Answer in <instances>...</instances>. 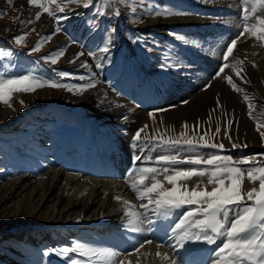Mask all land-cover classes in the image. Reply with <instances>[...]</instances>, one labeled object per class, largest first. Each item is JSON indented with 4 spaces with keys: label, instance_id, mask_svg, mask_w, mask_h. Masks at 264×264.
Wrapping results in <instances>:
<instances>
[{
    "label": "rangeland",
    "instance_id": "rangeland-1",
    "mask_svg": "<svg viewBox=\"0 0 264 264\" xmlns=\"http://www.w3.org/2000/svg\"><path fill=\"white\" fill-rule=\"evenodd\" d=\"M184 1L186 2L187 0H157L163 7L182 10L188 15L201 19L204 23L207 22V24L211 21L215 27L213 28V25H211L210 28L203 30L205 34L197 37L193 33H188L192 29L185 32L184 29L173 27L180 19L186 21L188 15L171 18L141 16V13L146 10L145 5L149 4L150 0H125L124 3L119 5L120 8H125V10H121L120 15V17L122 15L123 17L125 16L124 20L113 24L114 22H110V18L105 17L102 23L105 33L106 30L115 29L114 34H112L114 47L109 54L110 62L103 61L102 69L92 68L93 64L91 62L94 59L89 56L87 58L85 54V56H80L78 61L82 63L87 61L89 67L77 68L67 62L77 54L76 51L72 50L73 46L69 45L67 49L71 54L66 49L65 59L56 68L72 73L73 77H85L83 82L75 78H65L63 82L69 84L87 83L91 78L96 85L94 88L82 95H74L63 89L52 90L44 88L34 93L15 94L13 96L10 103L14 105L16 111H25L33 106L38 108V113L33 117L19 119L7 128L0 127V196L4 197L5 194H10L8 199L0 202V264H64V261L55 256H43V252L57 246L68 245L73 240L116 249L121 248V251H127L139 241L144 240L145 233L149 234L150 231L146 230L144 233L134 237L133 244L129 245V247H119L115 246V243L113 244V236L116 235V238H122L121 234L123 231L121 230H124L119 226L123 223V200H128L134 205L139 203L135 199L134 193L130 191L129 185L125 183V177L128 174V172L125 173V169H128L127 171L135 170L136 167L141 165V161H137L135 165L133 162L130 163V168L123 169L124 166H122V172L119 173V177L116 180L99 177V175L107 168H116L117 170L121 168V165L114 159L110 158V162L105 160L106 149L112 147L107 139L117 140L124 134L123 137L127 142L129 155L133 159L134 151L129 147L130 142L136 130L145 124L149 125V134H151V129L156 127L160 131L168 129L167 135L179 134L183 130L181 125L185 121L189 125V134H191L192 126L197 120L202 122L198 134L208 130L209 125L211 133H215V128L219 124L221 131L219 134L214 135L210 142L222 143L224 145V154L226 155L237 158L242 156L256 157L258 162L264 163V157L256 156V154L264 153V141H262L259 132L256 130L254 120L249 117V108L243 99V95L246 93L255 104L252 115L256 120H264V73H259L260 71H257L258 68L255 69L253 67L255 62L250 58L248 63L246 62V69L241 73L248 83H242L231 67L226 69L224 75L232 77L233 82L244 90L243 93L234 92L224 79L213 78L221 64L223 48L230 39L237 35L230 34L229 28L231 26V28H236V30L239 29L237 25L239 24L238 18L241 15V0H219L220 2L231 3L230 6H236L233 11L230 10L214 16L202 11H191V8ZM199 1L201 4V0H195V3ZM189 2L191 3L192 1L188 0L187 3ZM132 7L137 8L135 17L131 14ZM82 8L81 6L77 9L80 10ZM3 9L5 8L0 4V12ZM126 11H128V14H126ZM22 15L27 20L30 18L26 13ZM81 16H84V14L81 13ZM136 17L140 18L137 19ZM11 26L12 23L8 28H11ZM49 27L51 26L49 25ZM3 28L5 26L1 24L0 30ZM46 32L39 29L36 33L35 30L33 39L26 36L24 46H16L14 44L13 37L18 36L15 33H12V37L5 42L0 39V49L11 50L14 53L12 57L0 59V66L12 63L16 65L14 69L16 74L23 73L25 70L36 69L42 75H50L52 72H47L43 67L31 66L29 62L26 63L24 58L21 57L23 54H27L29 47L36 42L38 39L37 34L44 35ZM169 33L183 35L189 41L198 42L200 47L185 45L170 36ZM134 37H140L141 42L133 44L132 39ZM52 39H54L53 36ZM52 39L51 42L53 43ZM54 40L55 42L59 41L57 43L59 47L65 46L59 36L58 39L55 38ZM145 41L147 43H144ZM173 42L180 43L182 45L181 49L173 50L175 49L172 45L174 44ZM240 42L239 40L234 53L235 59H239L236 52L239 49ZM259 47L262 48L261 59L264 63V47L258 45L257 49ZM83 48H86V45ZM77 50L81 51L78 48ZM187 51L188 53L191 52L192 55L196 53L195 55L198 57L201 56L199 64L189 59L187 54L184 53ZM166 53H171L173 59L179 53L183 63L185 65L190 64L191 67H185L180 72L171 69L162 70L159 64ZM26 56L29 55L27 54ZM202 57H204V60ZM28 60L33 62L35 58H29ZM94 61L97 63V60ZM230 61H233V58H230ZM75 64L77 65L76 61ZM57 79L59 78L57 77ZM209 84L211 86L206 88V85ZM43 92H46V95H43ZM89 93L95 99V101L90 100L91 104L87 102ZM137 93H144V95L129 100L130 96H135ZM110 95H112L114 101L106 106L103 105V108H101L105 98H110ZM217 97H219L221 104L220 108H217ZM127 100L132 101L130 102L131 105L127 104ZM21 101L27 106L22 107ZM183 101H188V103L184 104ZM120 106L125 111H130V108L133 109V112L135 111V113L122 116H127L128 120L131 118L135 119V130H132L133 126L131 127L132 129L113 128L117 122H125L122 117L107 118L106 122L99 120L101 113L115 110L118 107L121 108ZM156 109H165V111L155 113L154 123L149 118V113L154 112ZM8 110L9 107L7 105L0 103V115ZM137 110L138 114H136ZM53 114L56 117H53ZM40 120H54L55 124L41 125L39 123ZM161 121H163V125H161ZM229 122H231L230 128ZM96 124L99 126L108 125L109 128L114 130L112 133H102V131L95 133ZM81 127L86 129L85 133L82 132ZM226 130L227 136L225 135ZM261 130L264 131V129ZM100 135H104L105 137L103 138H106L104 145L97 144L96 139ZM228 136L231 137V141ZM233 142L241 145V147L233 149ZM202 151L207 153L219 150L203 149ZM157 154L159 153H146V155L153 156ZM59 161H63V163L60 165ZM75 165H81L84 169L95 168L96 166L100 174L96 176H81L79 172L75 173L66 170V167ZM106 165L109 166L106 167ZM52 172L64 174L62 180L60 179L54 188H51L52 184H49L46 180L48 178L47 174ZM70 175L72 178L75 177V180L78 179L75 184H79L83 179L88 178L90 180L107 181L109 184L115 183L118 184V187L123 183V188H118L116 185L113 187L106 185L105 196L102 194L100 195L101 197L97 198L98 203L86 216H83V213L79 214L81 207L65 213L67 208L64 206L66 203L75 198L77 200L87 199L90 196L89 191L94 189L89 188L88 190L87 183L82 184L80 188L74 184H67L65 178ZM76 175H79L80 178ZM42 181H44V185H41ZM248 182L245 173L242 188L244 184L252 183ZM187 183L189 187H193L198 183V178L194 177ZM203 184H207L206 178H204ZM19 186L20 189L15 192ZM40 187L50 190L45 191L46 194H43V192H38V190H41ZM64 188L66 192L63 194ZM4 189L5 191L3 192ZM51 189H53L52 192ZM99 190L101 191L102 188ZM49 194L50 200L45 204L46 197ZM109 196L112 205L106 211H109V214L112 212V214H108L106 217L105 214L107 212L105 213L104 211L100 214L98 209L102 201L106 202V200H109ZM113 196L121 197V200L117 201ZM118 213H122V216L120 214L117 215ZM100 215H102L101 218L107 219L105 221L109 222L108 225L102 224L104 221H101V223L96 222V220H99L98 216L100 217ZM113 215L114 217L111 218ZM117 221L118 223L115 224ZM170 223H172L171 220L166 221L164 229ZM122 236L125 237L124 235ZM164 238L165 232L160 236H156L155 240L159 241ZM121 243H125L123 238ZM124 247L126 248L124 249ZM189 247L200 250L193 255L195 260L201 261L206 259L208 251L214 248L215 245L194 244L189 245ZM141 251L126 257V259L131 261V264H136L138 257L140 264H167L166 261H162L155 255L157 252L155 243L146 244ZM159 251L164 253L168 250L161 247ZM144 253L148 255L145 256L143 255Z\"/></svg>",
    "mask_w": 264,
    "mask_h": 264
},
{
    "label": "snow or ice",
    "instance_id": "snow-or-ice-1",
    "mask_svg": "<svg viewBox=\"0 0 264 264\" xmlns=\"http://www.w3.org/2000/svg\"><path fill=\"white\" fill-rule=\"evenodd\" d=\"M124 2L125 0H27L28 5L38 11L27 21L23 20L22 14L12 19L18 24L31 25L39 21L43 14H47L55 21V32L52 33L55 35L65 31L61 25L62 21L81 15L71 5L91 10L94 18H119L121 15L119 5ZM7 3L11 5L12 0H7ZM145 9L141 16L171 18L188 15L182 10L163 7L157 0H150V3L145 5ZM136 12L137 8L132 7V16L135 17ZM238 19L237 27L241 30L223 48L221 64L213 78H222L234 92L243 93L244 90L233 82L232 77L224 73L231 67L242 83H248L241 75L244 60L235 59L234 53L238 41L246 34L264 47V0H241V15ZM88 24L90 30H98L92 27L95 20L89 21ZM29 31H35V28H30ZM114 32V28L106 30L107 34L101 44L95 50H88L86 53L97 60L95 64L97 69H102L103 61L110 62L109 54L114 47L112 38ZM27 35L28 32L14 36V44L24 46ZM37 35L38 39L29 47L27 53L29 56L39 52L42 46L52 39V35L42 36L39 33ZM169 35L185 45L200 47L198 42L189 41L183 35L177 33H169ZM140 42V37L132 39L133 44ZM75 43L78 42L70 41V44ZM67 47L68 45L59 47L40 59L44 64L56 65L65 55ZM13 55L11 50L0 49V59ZM83 55H85L83 51L78 52L67 62L75 63L76 59ZM230 58H233L234 62L230 61ZM15 67L16 65L12 63L0 66V103L7 105L13 111L15 109L10 101L15 94H30L48 88L63 89L74 95H82L96 86L91 78L87 83H65L63 82L65 78H75L83 82L85 77H73L72 73L59 69H53L50 75L45 76L36 69L16 74ZM80 67L88 68L89 65L82 63ZM159 67L162 70L171 69L180 72L191 65H185L179 53L174 59L171 53H166ZM253 67H256L255 63ZM210 86V84L206 85V88ZM243 99L248 105L249 117L254 120L256 130L264 141V131L261 130L264 129V120H256L252 115L255 104L246 93ZM20 103L22 107L27 106L23 101ZM183 103L187 104L188 101ZM216 103L217 108H220L219 97ZM161 111L165 109L150 112L149 118L155 123V113ZM122 119L127 120L128 117ZM160 123L163 125V121ZM201 123L197 120L189 134V125L185 121L181 125L183 130L173 135H167L168 129L160 131L156 127H153L149 134V125L145 124L136 130L129 145L134 151L133 164L141 161V165L129 171L125 183L129 185L139 203L134 205L128 200H123L122 228L126 232L142 234L146 230L157 231L161 221L171 220L172 223L164 229V239L141 240L127 251L73 240L68 245L45 250L43 256H55L64 261V264H131L126 257L140 253L146 244L155 243L157 248L155 255L167 264H264V163L258 162L256 157L237 158L224 154L222 143L210 142L214 135L220 133L219 124L215 128V133H211L209 125L208 130L198 134ZM230 127L231 122H229ZM225 135L227 136V130ZM228 139L231 141L230 136ZM238 147L241 145L232 143L233 149ZM203 149L219 151L205 153ZM146 153L159 154L153 156ZM256 156L264 157V153ZM245 173L247 180L254 185L258 183V187L254 186L250 190L242 191ZM194 177L198 178V183L189 187L187 182ZM204 178L207 179V184H203ZM114 199L120 201L121 197ZM194 244L215 245V247L208 251L206 259L197 261L193 254L200 250L189 247ZM161 247L168 251L161 253L159 251ZM136 264H140L139 257Z\"/></svg>",
    "mask_w": 264,
    "mask_h": 264
},
{
    "label": "bare ground",
    "instance_id": "bare-ground-1",
    "mask_svg": "<svg viewBox=\"0 0 264 264\" xmlns=\"http://www.w3.org/2000/svg\"><path fill=\"white\" fill-rule=\"evenodd\" d=\"M190 1H192L191 3L189 2V3H187L188 2V0L185 2L186 4H188V6H189V8H191V11H202V12H205V13H209V14H211L212 16H214V15H216V14H220V13H222L223 14V12H229L230 10H232L233 11V8L236 6V5H234V7L233 6H230V4L231 3H229V2H220L219 0H201L202 1V3L200 4V1L198 2V3H195V0H194V2H193V0H190ZM197 1V0H196ZM235 1V0H234ZM184 4V3H183ZM237 8H238V6H237ZM121 10H123V9H121ZM219 10V11H218ZM83 16H81V18H82ZM121 17H123V15L121 16ZM188 19L186 20V21H184V19H180L178 22H176L175 24H174V26L173 27H179V28H181V29H184L185 30V32H187L188 30H190V29H192V30H190V32H188V33H193L195 36H201V34H205L204 32H203V30L204 29H207V28H210V26L211 25H213V28L215 27L214 26V23L213 22H209L208 24H207V22L206 23H204V21H202L201 19H199V18H195V17H193L192 15H188V17H187ZM231 23V22H230ZM225 25V24H224ZM232 26H233V24H232ZM235 27V26H234ZM217 28V27H216ZM230 34H232V35H234V34H237L238 33V31L239 30H241L240 28L238 29V30H236V28H231V26H230ZM235 29V30H234ZM208 33V32H207ZM185 37V36H184ZM62 38V39H61ZM188 38V37H187ZM60 40H62L63 42H65V43H67L68 44V46L70 45V46H72L71 44H69L68 42H67V38L66 37H64V36H60ZM240 43H239V49L237 50V52H236V55H237V57L240 59V60H244V64H243V70H245L246 68V62L248 63V60H249V58L251 59V60H253L254 62H255V65H256V67H254L255 69H257L258 68V72L259 73H264V63L262 62V59H261V55H262V48L261 47H259L258 49H257V47H258V45H260V44H258L259 42H257V41H255V39L254 38H249L248 37V35L246 34L245 35V37H242L241 39H240ZM174 44H172L174 47H175V49H173V50H178V49H181V47H182V45H180V43H178V42H173ZM184 46V45H183ZM185 47H187V46H185ZM72 48V47H71ZM173 48V47H172ZM184 48V47H183ZM68 50V49H67ZM72 50H74V48H72ZM185 50V49H184ZM183 50V51H184ZM182 51V52H183ZM186 51V50H185ZM190 51V50H189ZM69 52V51H68ZM196 52H198L197 50H196ZM75 53V52H74ZM77 53V52H76ZM184 53H186L187 54V56L189 57V59L190 60H193L194 62H196V63H198L201 59H200V57H198L197 55H192L191 54V52L190 53H188V51L187 52H184ZM249 54V55H248ZM249 56V57H248ZM203 58V60H204V57H202ZM264 59V58H263ZM252 63V62H251ZM199 64V63H198ZM188 72V71H187ZM149 73V72H148ZM153 92V91H152ZM97 93V92H96ZM43 95H46V92H43L42 93ZM148 94V93H147ZM105 95H107V93H105ZM113 95V94H112ZM112 95H110V98H108V99H106L105 98V102H103L102 103V107L101 108H103V105H108V103L110 104V102H113L114 101V99L112 98ZM141 95H144V93H141V94H136L135 96H130L129 97V100L130 99H134L135 97L137 98V97H140ZM121 99V98H120ZM90 100H93V101H95V99L93 98V96H92V94H90L89 93V95L87 96V102L89 103V104H91L92 102H90ZM130 102H132V101H128L127 100V104L128 105H131V103ZM116 103V102H115ZM206 103V102H205ZM124 106V105H123ZM13 107H14V105H13ZM117 107V106H116ZM115 107V108H116ZM121 107V106H120ZM108 109H109V107H108ZM130 111H128V110H124V108H117V109H115V110H109V112H105V113H101V115H100V118H99V120L101 121H105L106 122V120H107V118H116V117H122L124 114L126 115V114H129V113H135V111L133 112L132 110L133 109H129ZM136 110V109H135ZM137 113L136 114H138V110L136 111ZM37 113H38V108H36V107H31L30 109H28V110H25V111H16V110H12L11 108H9V110L6 112V113H3V114H1L0 115V127H2V128H7V127H9L11 124H13L15 121H17V120H19V119H22V118H26V117H33V116H35V115H37ZM56 117V115H54L53 114V117ZM133 116V115H132ZM121 119V118H120ZM122 120V119H121ZM114 122V121H113ZM41 125H43V124H51V125H53V124H55V121L53 120V121H51V120H40V122H39ZM135 124H136V121H135V119H133V118H131V119H127V120H125V122H123V123H118L117 122V124H115V126H113V128H115V129H119V128H122V129H132L131 127L133 126V129L132 130H135L136 128L134 127L135 126ZM98 124H96V126H95V128H96V132L95 133H100L99 131H102V133H112L113 132V128L111 129V128H109V126L107 125H104V126H97ZM110 125V124H109ZM127 125V126H126ZM81 129L83 130L82 132H84L85 133V128L84 127H81ZM132 132V131H131ZM101 133V134H102ZM105 135V134H104ZM101 136L100 135V137L99 138H97L96 140H97V144L98 143H100L101 145H104L105 144V139L103 138V137H105V136ZM122 136V135H121ZM119 137L117 140H111V139H107V140H109V142L111 143V145H112V147H110V148H108V149H106V151H105V155H104V157H105V160L106 161H108V162H110V158L111 159H114V161H117L118 163H119V165H121V168L119 169V170H117L116 168H113V169H111V168H107L106 170H104V172L102 173V174H100V173H98V172H100V171H98L97 169H96V166H95V168H86V169H84L83 167H81V165H75V166H69V167H66V170H70V171H73V172H75V173H81V176H88V175H94V176H96L97 174H100L99 175V177H105V178H113V179H115L116 180V178H118L119 176V173H121L122 171H121V169H122V166H124L123 167V169H125V168H130L129 166H130V163H132L133 162V159L131 158V156L129 155L130 154V152H129V149H128V145H127V142L125 141V139H124V134H123V136L122 137ZM96 137H97V135H96ZM110 137V136H109ZM108 142V141H107ZM86 144V143H85ZM100 144H98V145H100ZM94 145V144H93ZM108 145V144H107ZM106 148V147H105ZM103 157V158H104ZM61 163H63V161H59V164L61 165ZM109 165H106V167H108ZM54 167V166H53ZM62 168V167H61ZM116 171H115V170ZM128 170V169H127ZM126 169H125V173H129V171H127ZM130 170V169H129ZM103 171V170H102ZM126 175V174H125ZM47 176H48V178L46 179L47 181H48V183L49 184H52V187L51 188H54L55 187V185H57L58 184V182L60 181V179L62 180V176H64V174H60V173H48L47 174ZM67 176V175H66ZM77 176V175H76ZM51 177V178H50ZM71 177V175L70 176H68L67 178H65L66 179V182H67V184L69 183L70 185H72V184H74L75 186L77 185V187L78 188H80V186L82 185V184H84V183H87L88 184V190H89V188H94L93 190H91V191H89L90 192V196L87 198V199H85V198H83V199H81V200H77L76 198L74 199V200H72V201H70V202H68V203H66V205L64 206V207H66L67 209H66V212L65 213H69V212H71V211H73V210H75V209H78V208H80L81 207V210L79 211V214H82L83 213V216H86L88 213H90V210L92 209V208H94L95 206H96V204L98 203V201H97V198L98 197H101L100 195H102L103 194V196H105L104 194H105V189H106V185H108V186H110V187H113V186H117L118 184H109L107 181H103V180H93L92 178V180H90V179H83L82 180V182L81 183H77V184H75V182H77L78 181V179L77 180H75V177L74 178H70ZM77 177H79V175L77 176ZM70 180H69V179ZM80 178V177H79ZM101 179V178H100ZM24 180V179H23ZM27 180V179H26ZM25 180V181H26ZM43 183H41V185H44V181H42ZM121 183V182H120ZM249 183V182H248ZM100 184V185H99ZM122 184V185H121ZM120 184V186L118 187V188H123L122 186H123V183H121ZM258 184V183H257ZM257 184H252V183H249V184H244L243 185V191H247V190H250L252 187H258V185ZM85 187H87V186H85ZM41 188V187H40ZM100 188H102V190L100 191L99 189ZM18 189H20V186L15 190V192L18 190ZM37 189V188H36ZM85 189V188H84ZM127 189V188H126ZM48 190H50V189H47V188H41V190H38V192H43V194H46V192L45 191H48ZM95 190V191H94ZM5 191V189L3 190V192ZM7 191V190H6ZM53 191V189H51V192ZM94 191V192H93ZM124 191H125V189H124ZM131 191V190H130ZM51 192H50V194H51ZM66 192V190H65V188H64V190H63V194ZM113 192V191H112ZM50 194L49 195H47V197H46V200H45V204L47 203V201L48 200H50ZM112 194V193H111ZM9 196H10V194L9 195H4V197L3 196H0V202L1 201H3L4 199H8L9 198ZM116 196V195H115ZM115 196H113V197H115ZM63 199H65L64 197H63ZM61 201H62V199H61ZM61 201H60V203H61ZM110 205H112L111 203H110V196H109V200H106V202H103L102 201V203L99 205V209H98V213H100V214H102V212H104L105 211V213L107 212L106 211V209H108L109 207H110ZM113 208V207H112ZM117 209V208H116ZM115 211V210H114ZM113 211V212H114ZM124 211V210H123ZM109 212V211H108ZM107 212V214H105V216L107 217V215L109 214ZM116 213V212H115ZM111 214H112V212H111ZM111 214H109V215H111ZM120 213H118L117 215H119ZM116 215V216H117ZM121 216H122V213L120 214ZM90 216V215H89ZM101 216L102 215H100V217L98 216V221L96 220V222H100L101 223V221L103 222L102 224H104V225H108V221L106 222L105 220H107V219H105L104 217L103 218H101ZM114 217V215L111 217V218H113ZM94 222V221H93ZM123 222V221H122ZM172 222V221H171ZM99 223V225H101ZM118 223V221L115 223V224H117ZM165 223H166V221H161V223H160V225H158L157 226V228L159 229V230H157V231H152V232H150L149 234L147 233H145V235H144V240L146 239V238H152V239H154L155 240V238H156V236H160V235H162L163 234V232H164V225H165ZM171 224V223H170ZM119 226H121L122 227V225H119ZM112 228H114V227H112ZM118 228V227H117ZM121 231H123V233L121 234V237L123 238V240H124V244H122L121 243V241H122V238H116L117 236L116 235H114L113 237H114V241H113V244L115 243V246H119V247H121V246H127V247H129V245L131 246V244H133V238L134 237H137V235L138 234H135V233H130V232H126L125 230H121ZM121 231H120V233H121ZM162 233V234H161ZM115 234H117L116 232H115ZM122 235H124L125 237H123ZM112 237V236H111ZM158 239V238H157ZM137 240V239H136ZM112 242V241H111ZM135 243V242H134ZM126 247H124V249H125ZM121 249V248H120ZM119 249V250H120ZM142 252V251H141Z\"/></svg>",
    "mask_w": 264,
    "mask_h": 264
},
{
    "label": "crops",
    "instance_id": "crops-1",
    "mask_svg": "<svg viewBox=\"0 0 264 264\" xmlns=\"http://www.w3.org/2000/svg\"><path fill=\"white\" fill-rule=\"evenodd\" d=\"M0 2H1L0 4H2V7L5 8V9H3V11L0 12V13H2V15H0V25L3 24L5 26V28H7V29L3 28L2 30H0V36H3L0 38L2 40V42H5L8 39H10L13 35L12 33H15L17 35H21L25 32H28L27 36H29L31 39H33L34 31H29L30 28H35L36 33L38 32L39 29H40V31H47L48 32L47 35H52V33L55 32V27H56L55 21H53L51 18H49L47 16V14H43L39 21H36L31 25L18 24L17 22H15L12 19L13 17L20 16L21 14H24V13H26L28 15V17H33L34 13L36 11H38V9H36L35 7L29 6L27 3V0H12L11 5H9L7 3V0H0ZM75 6L76 5H71L72 8H74ZM21 9H22V12H21ZM23 20L26 21L27 18L23 17ZM62 22H61V25H62ZM11 23H12L11 28H8ZM49 25L51 27H49ZM52 36L54 37V39L55 38L58 39V36H59V39H60V34H55ZM88 36H89V38H88ZM90 37L91 36L86 35V33H83L79 37H77L75 39V41H77L78 43H75L74 45L71 44L74 48V51H76L77 53L83 51L86 54V52L88 50H95L96 47L93 46L92 41L90 40ZM54 39H52L53 43L50 41V42L44 44L39 52L33 53L30 56H26L27 54H23V56H21V57L24 58L26 63L29 62V64L31 66L35 65L39 68L42 65L43 69H45L47 72H52V70L56 69L58 67V65H61V63H62L63 59H65V57L64 56L61 57L56 65L44 64V62L40 58L45 56V55H48L49 53H51L54 50H56L57 48H59V45L57 44L59 41L57 40L55 42ZM67 42H68V40H67ZM5 45H7V44L5 43ZM85 45H86V48H83ZM77 48L80 49L81 51H78ZM65 55H66V53H65ZM83 56H85V55H83ZM29 58H33V59L35 58V61L31 62L30 60H28ZM87 58H88V55H87ZM37 61L39 63H34ZM76 63H77V65L75 63H70V64L75 65L77 68H81L80 65L82 64V62L78 61V59H77ZM85 63H87V61H85ZM91 63L93 64L92 68H95L96 62L94 60H92ZM66 64H68V63H66ZM66 64H63V65H66ZM82 69H83V67H82ZM248 203H250V201Z\"/></svg>",
    "mask_w": 264,
    "mask_h": 264
}]
</instances>
